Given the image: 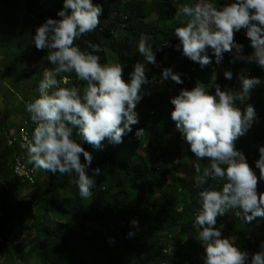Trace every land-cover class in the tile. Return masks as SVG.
Listing matches in <instances>:
<instances>
[{
    "label": "trees",
    "instance_id": "obj_1",
    "mask_svg": "<svg viewBox=\"0 0 264 264\" xmlns=\"http://www.w3.org/2000/svg\"><path fill=\"white\" fill-rule=\"evenodd\" d=\"M20 1H24L28 13L39 16V20L61 19L57 13L63 9L64 0H0L1 65L9 73L25 71L36 61L43 63V70L51 68L53 66L42 59L47 50L35 48L33 34L28 33L24 25L10 29L6 26L10 13L15 14L14 8ZM41 1L46 3L39 5ZM144 1L94 0V4L103 6L101 22L93 32L74 41V46L86 52L92 51L89 42L100 45L102 51L95 53L100 56V63L120 61L125 65V81L130 80L137 62H145L138 53L142 34L149 37L147 43L153 47L156 58V64H150V70L145 72L148 80L154 82L142 86V94H150L142 95L135 109L139 122L131 126L132 131L123 136L122 143L109 144L105 140L103 150L94 149L82 142L74 130L73 139L93 157L88 174L92 175L95 168L101 171L94 177L96 186L89 199L79 196L78 187L73 183L74 172L64 175L57 172L47 177L39 170V178H46L42 187L37 184L29 188L23 184L18 185V191H10L12 151H7L6 135L0 131V264L11 260L15 264H28L32 259L36 264H184L195 256L199 257V264L203 263L204 248L195 239L199 227L195 224V213L201 207L199 193L209 187L220 190L224 181L209 178L197 186L194 165L200 163L203 167L209 161L197 160L190 152L171 119L174 106L170 103L181 89L191 90L197 80L205 84L209 94L215 95L217 84L222 91L240 90L241 74L260 79L261 84L254 87L248 100L235 102L241 111L248 104L253 105L257 117L248 132L236 141V148L249 157L246 158L248 164L258 177L257 192L264 193V180L259 179V169L255 166L260 155L258 145L264 146V68L255 62L235 60L233 50L224 53L222 59L227 61L224 71L230 70L233 78L225 79L224 71L221 77H216L217 63L211 49L207 54L212 62L204 67L184 56L182 49H176L180 42L174 30L186 24L175 25L176 10L183 6L180 4L195 5L197 1L148 0L149 7H145ZM212 3L223 6L228 2L212 0ZM234 39L243 45L242 55L252 54L245 29L235 32ZM166 68L181 73L183 84L163 79ZM2 72L0 79L4 76ZM65 76L69 77V83L62 82L61 87L76 86L83 94L87 82L78 80L74 72L62 73L60 80ZM42 78L43 72H40L32 84L36 98ZM22 109V105L16 107L17 111ZM140 128L145 132L138 138L135 133ZM81 162H84L82 155ZM33 189L35 192L30 194L36 203L14 202L15 195L28 197L23 194ZM37 207L36 211H31ZM235 211L239 209L218 217L216 227L224 225V237L237 236L236 243L250 253V260L252 253L262 250L264 243L253 233L264 237V219L257 217L245 224L235 216ZM42 219L46 223L37 231L35 227L42 224ZM133 219L138 221V229L131 224ZM130 231L134 233L132 237L128 236ZM31 234L30 250L25 253L22 236ZM109 238H112L111 243Z\"/></svg>",
    "mask_w": 264,
    "mask_h": 264
},
{
    "label": "clouds",
    "instance_id": "obj_2",
    "mask_svg": "<svg viewBox=\"0 0 264 264\" xmlns=\"http://www.w3.org/2000/svg\"><path fill=\"white\" fill-rule=\"evenodd\" d=\"M102 13V4H94L93 0H64L63 9L57 13L61 19L47 18L36 28L35 48L47 50L42 59L53 67L44 69L38 97L26 104L35 128L31 140L21 145L27 149V163L33 165V171L59 172L60 175L74 172L73 183L85 200L92 196L96 186L94 177L101 171L95 168L92 175L88 174L93 157L73 139L74 130L82 142L98 150H103L105 140L109 144L122 143L123 136L132 131L131 126L139 122L135 109L142 95L150 94H142V86L154 82L146 77L144 63L137 62L130 80L125 81V65L120 61L100 63V56L95 54L102 51L100 45L89 42L91 52L74 46L76 38L99 26ZM182 17L188 19L185 26L174 30L180 42L176 49H182L184 56L201 67L212 62L207 54L211 49L217 63L216 77H221L224 71L225 63L218 71L223 54L233 50L235 60L255 62L264 68V0H231L220 8L200 0L195 5L178 7L173 19L179 21ZM241 29L246 30L253 49L248 56L241 54L243 45L234 39V33ZM148 39L146 35L140 36L138 53L147 63L156 64L155 51L147 43ZM73 72L78 80L87 82L83 94L79 87L60 86L58 77ZM181 75L172 68L162 73L163 79L170 78L177 84H183ZM224 77L231 80L233 73L225 70ZM239 81L240 90L222 91L217 84L212 95L205 84L197 80L191 90L181 89L170 100L174 106L171 119L188 149L197 160L209 161L203 167L200 163L194 165L197 186L209 178L224 181L220 190L209 187L199 193L201 207L195 213V224L199 226L195 239L204 248L203 264H264V244L249 260L250 253L236 243L238 237H224V225L216 227L218 217L235 209H239L235 216L245 224L257 217L264 218V193L257 192L258 177L245 154L236 148V141L256 120V111L251 104L241 111L235 103L248 100L261 81L245 74L239 76ZM63 83L67 85L69 77L65 76ZM144 132L145 129L140 128L135 135L140 138ZM258 148L260 155L255 166L259 169V179L264 180L263 144ZM131 224L138 229L136 219ZM133 235L131 231L128 233L129 237Z\"/></svg>",
    "mask_w": 264,
    "mask_h": 264
},
{
    "label": "rangeland",
    "instance_id": "obj_3",
    "mask_svg": "<svg viewBox=\"0 0 264 264\" xmlns=\"http://www.w3.org/2000/svg\"><path fill=\"white\" fill-rule=\"evenodd\" d=\"M42 1L39 5H44V3H46V2H42ZM196 1H197L196 3L200 2V0H196ZM222 1L228 2V3L231 2V0H222ZM207 2L212 3V0H207ZM185 4H189V3H184V4H180V5H185ZM144 5H145V7H149L150 2L148 0H145ZM216 6H217V8L222 7V5H218V4H216ZM13 12L15 14L10 13L9 23L6 26L9 27V29H10V28H17L21 25H24L25 30L28 33H32L33 35L35 34L36 28L46 20V19L39 20V16L29 14L24 1H20L18 3V7L14 8ZM187 19H188L187 17H182L181 20H179V21L175 20V25L186 23ZM226 62L227 61H221V63L218 66V71L222 70L223 63H226ZM141 63H144L146 70H150V64L151 63H147L146 61L141 62ZM0 66H1L0 67V75H1V71H3L2 75L4 74L2 79H0V131H2L3 134L5 133L6 138H7L8 137L7 132H14L18 128L17 126L19 125L20 121L24 120L27 124V120H25L24 118H25V116L28 117V115L30 118V114L26 113V112L24 113L22 111L26 110L25 107H26L27 103L31 102L32 100H34V98H36L33 95L35 91L33 89L32 84H33V81L38 78L39 73L43 72L44 70H43V63H41L40 61H36L34 63H31L30 65H28L25 68V71L20 69L14 73H9L2 67L1 58H0ZM249 75H251V74H249ZM60 79L61 78H59V80ZM62 82H63V80H60L61 85H62ZM37 94L39 95V92ZM19 105H22V106L24 105L22 111L16 110V107H18ZM31 138H32V136L30 137V140H31ZM17 147L11 148V151H12L11 159L14 160L15 156H20L23 152H25L24 155L26 158L27 157V149L22 150L21 145L17 146ZM95 154L97 156L99 153L97 152ZM26 160H27V158H26ZM29 166L33 169V165H29ZM38 171L39 170H36V171H34V173H36ZM41 171H43V170H41ZM44 176L46 177V175H44ZM45 179L46 178H43L42 180H40L38 183V186H41L42 183L45 181ZM13 185L15 187L11 185V189L18 191V189H17L18 185H16V184H13ZM36 190H38V187ZM32 191H35V190L34 189L30 190V192L24 193L23 195H26V194L29 195V193H31ZM19 192H23V191L19 190ZM24 197H26V196H24ZM13 199H14V197H13ZM17 200L20 201L21 199L17 198ZM37 209H35V211ZM32 211H34V210H32ZM27 213H28V211L25 212V214H27ZM37 213H38V211H37ZM45 223H46V221L42 219V224L35 227L36 230L38 231L39 230L38 227H42L43 224H45ZM47 227H49V226H47ZM22 237L24 240L21 242V244L24 247L25 253H28L30 250L29 242H30V239L33 238V234H31L29 236H25V237L22 236ZM255 238H258V235H255ZM36 263H37V261L32 259L29 261L28 264H36ZM8 264H15V261L11 260Z\"/></svg>",
    "mask_w": 264,
    "mask_h": 264
},
{
    "label": "bare ground",
    "instance_id": "obj_4",
    "mask_svg": "<svg viewBox=\"0 0 264 264\" xmlns=\"http://www.w3.org/2000/svg\"><path fill=\"white\" fill-rule=\"evenodd\" d=\"M30 16V15H29ZM183 59H185V57H182ZM1 67V66H0ZM59 79V78H58ZM159 82V81H158ZM38 90V89H37ZM34 92V91H33ZM35 99V98H34ZM23 100V99H22ZM29 100V99H28ZM24 102V101H23ZM29 102V101H28ZM22 103V102H21ZM24 106V105H23ZM22 106V107H23ZM25 109H26V107H25ZM24 109V110H25ZM22 112H24V111H22ZM25 113V112H24ZM19 115V114H18ZM20 117V116H19ZM24 118V117H23ZM25 120H27V124H26V122L23 120V121H20V123H19V125L17 126L18 128L14 131V132H7L8 133V137L5 139V143H6V145H5V147L7 148V151H8V149L10 150L11 148H15V147H17V146H20V145H22V144H26L27 142H28V140H26L25 139V137H27V138H29L30 139V137L32 136V134H33V131H34V128H35V125L33 124V122L31 121V118H29V115H28V117L27 116H25V118H24ZM10 128V127H9ZM5 134V133H4ZM2 135H3V132H2ZM4 136V135H3ZM5 138V137H4ZM3 138V139H4ZM30 141V140H29ZM4 144V143H3ZM18 148V147H17ZM16 148V149H17ZM243 149V148H242ZM245 149V148H244ZM18 150V149H17ZM11 151V150H10ZM9 151V152H10ZM244 151V150H243ZM245 152V151H244ZM247 152V151H246ZM11 153V152H10ZM247 154H249V153H247ZM252 155V154H251ZM254 155H255V153H254ZM27 158V157H26ZM247 159L249 158V157H246ZM25 163L26 164H28L27 163V160H25ZM250 163V162H249ZM28 165H31V164H28ZM9 167H10V170L12 171V177H13V179L10 181V183H11V185L12 186H14L13 184H16V185H25L26 187H29V188H33V187H35L37 184H38V182L40 181V180H42L43 179V177L42 178H39V176H40V174H39V172H36V173H34L32 176H29V174H28V172H24V174H22L21 172H17V162L15 161V160H13V159H11L10 161H9ZM258 172V171H257ZM45 173V172H44ZM47 176H51V175H55V174H53V173H51V172H46L45 173ZM49 180V179H48ZM13 183V184H12ZM41 184V183H40ZM264 184V183H263ZM43 185V184H42ZM45 185H46V182H45ZM15 187V186H14ZM42 187V186H41ZM45 186H43V188H44ZM3 188V187H2ZM9 190L11 191V187L9 188ZM44 191V190H43ZM263 192H264V190H262ZM35 192V191H34ZM37 193H38V190L36 191ZM42 192V191H41ZM261 192V191H260ZM34 194V193H33ZM258 194H259V192H258ZM30 195V196H29ZM29 195H27L28 197H26V199H24V197H17V195H15L16 197H15V199H14V202H16V203H18V202H22V201H25V202H30L31 204H33V203H36L35 201H36V199H34L32 196V194H30L29 193ZM39 196V195H38ZM17 198L18 199H21L20 201H18L17 200ZM38 208V207H37ZM36 208V209H37ZM32 210H35V208H31V211ZM262 218V217H261ZM264 219V218H263ZM34 220V219H33ZM35 220H36V218H35ZM36 224V223H35ZM252 226V225H251ZM258 226V225H257ZM31 228V227H30ZM22 229V228H21ZM25 229V228H24ZM260 229V228H259ZM257 231V230H256ZM252 233H253V231H252ZM262 233V232H261ZM27 234V233H26ZM253 235H258V240L260 241V243H264V237L263 236H261V234H254L253 233ZM29 236V235H28ZM20 237V236H19ZM253 237V236H252ZM11 239V238H10ZM19 239V238H18ZM29 240V239H28ZM253 241V240H252ZM2 242H3V240H2ZM1 242V243H2ZM4 242H6V241H4ZM10 244V243H9ZM254 244V243H253ZM258 244H256V246H257ZM4 246V245H3ZM257 247H259V246H257ZM3 248V247H2ZM244 249H245V247H244ZM3 250V249H2ZM259 250V249H258ZM2 252V251H1ZM8 252V251H7ZM8 254V253H7ZM198 258L199 257H197V256H195V258L193 259V260H187L184 264H199V261L200 260H198ZM19 263V262H18ZM200 264H203L202 262L200 263Z\"/></svg>",
    "mask_w": 264,
    "mask_h": 264
},
{
    "label": "built area",
    "instance_id": "obj_5",
    "mask_svg": "<svg viewBox=\"0 0 264 264\" xmlns=\"http://www.w3.org/2000/svg\"><path fill=\"white\" fill-rule=\"evenodd\" d=\"M26 113H28L26 110H25ZM27 140L29 141L30 139L27 138ZM22 150H26V148H22ZM25 152H23L20 156H15L14 157V160L17 162V172H21L22 174H24V172H28L29 176H32L34 174V171L32 170V168L25 163Z\"/></svg>",
    "mask_w": 264,
    "mask_h": 264
}]
</instances>
